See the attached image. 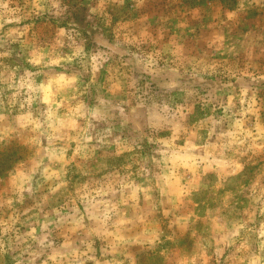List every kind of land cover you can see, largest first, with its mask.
<instances>
[{"label":"rangeland","instance_id":"1","mask_svg":"<svg viewBox=\"0 0 264 264\" xmlns=\"http://www.w3.org/2000/svg\"><path fill=\"white\" fill-rule=\"evenodd\" d=\"M0 264H264V0H0Z\"/></svg>","mask_w":264,"mask_h":264}]
</instances>
